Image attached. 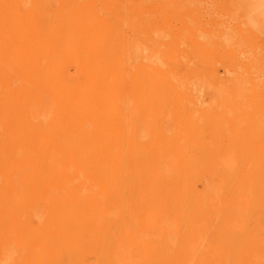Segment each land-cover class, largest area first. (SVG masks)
<instances>
[{"label":"bare ground","instance_id":"6f19581e","mask_svg":"<svg viewBox=\"0 0 264 264\" xmlns=\"http://www.w3.org/2000/svg\"><path fill=\"white\" fill-rule=\"evenodd\" d=\"M0 264H264V0H0Z\"/></svg>","mask_w":264,"mask_h":264}]
</instances>
